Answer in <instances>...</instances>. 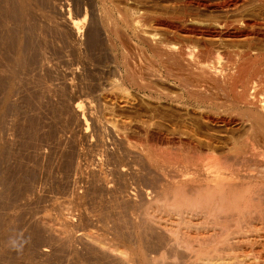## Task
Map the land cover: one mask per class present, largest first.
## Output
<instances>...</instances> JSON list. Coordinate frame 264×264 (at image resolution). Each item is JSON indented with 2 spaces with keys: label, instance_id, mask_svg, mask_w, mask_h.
<instances>
[{
  "label": "rangeland",
  "instance_id": "1",
  "mask_svg": "<svg viewBox=\"0 0 264 264\" xmlns=\"http://www.w3.org/2000/svg\"><path fill=\"white\" fill-rule=\"evenodd\" d=\"M162 2L127 0L122 6L145 11L141 17L144 26L140 28L160 32V26L153 28L155 24L147 15L156 13L168 18L172 12L177 14L172 8L162 12L164 9L159 7ZM113 3L114 0H0V264H122L117 255L121 252L123 256L125 251L130 256L128 264H145L141 253L162 257V252L167 256L163 257L166 264H188V261L191 264L188 251L180 254L174 247L171 250V244H165L166 247L155 234L148 233L141 238L129 222L132 213L143 212L145 205L142 208L141 198L145 196L143 192L151 188L143 178L147 170L148 143L140 129L171 130L175 125L172 123L184 118L187 121L186 117L192 118L190 123L196 125L198 117L189 107L182 106L184 110L170 100H151L143 89L128 83L126 76L130 69L138 66V62L145 64L150 51L140 36H134L140 31L136 34L125 23L124 10H118ZM258 11L245 13L261 17ZM240 13L244 11L227 14L215 11L218 15L212 12L210 16L233 18ZM176 14L170 16L171 20H176ZM72 21L81 22L76 34L69 23ZM141 48L147 53L145 57ZM124 56L127 61L131 59L130 69ZM261 59L258 64H264L263 55ZM125 72L127 75H122ZM248 72L251 73L247 70L246 76L251 75ZM120 78L125 81L121 82ZM113 81L121 82L126 90L113 88L115 96L111 98L105 95L113 92ZM78 102L81 103L80 114L73 109ZM81 117L87 121V129ZM95 118L98 122L93 121ZM99 121L106 127L103 132L97 128L99 125L96 127L101 124ZM241 130L238 126L234 131V136L239 137L237 142L243 139ZM177 139L158 140L157 147L163 149L172 145V150L176 148L175 155L176 152L182 155ZM231 142L228 139L224 145L225 152ZM173 156L175 160L185 159ZM170 168L172 166L168 167V172ZM128 195L139 208L124 203ZM66 212L72 214V223L68 227L63 225L66 226L64 233L59 229L63 227L59 226V221L63 217L64 221ZM165 216L164 219L168 218ZM258 227L248 233L254 242L248 244L245 253L250 254L249 261L264 264V224ZM90 229L104 235L112 255L92 247L91 241L83 236ZM67 232L70 237L66 236ZM251 235L256 237L251 239Z\"/></svg>",
  "mask_w": 264,
  "mask_h": 264
},
{
  "label": "bare ground",
  "instance_id": "2",
  "mask_svg": "<svg viewBox=\"0 0 264 264\" xmlns=\"http://www.w3.org/2000/svg\"><path fill=\"white\" fill-rule=\"evenodd\" d=\"M124 1L127 0H114L113 6H118L120 11L124 10L125 23L130 26V29L132 27L135 33L141 32H139L140 35H133L140 36L150 53L148 51L147 62L145 64L143 61V63L138 62V66L134 64V69H130L132 65L129 61L131 59L127 61L124 56L125 63L128 62L127 66L131 72H127L128 75L126 72L122 75H127L128 83L132 82V85L135 84L143 89L149 99H165L166 102L170 100L176 105H181L180 108L182 106L189 107L198 117L196 122L193 121L196 125L190 123L192 118L186 117L187 121L184 118L179 123H172L175 125L171 127V130L140 129L143 130L142 133L149 148L145 147L148 150V153L145 150L147 170L146 174L142 176L145 177L151 188H147L148 190L143 192L145 198H141L143 200L142 208L144 205L145 208L142 209L143 212H140L142 214H134L135 212L132 213V216L128 214L131 216V221L128 222L131 223L135 234L140 235L141 238L142 235L148 233L155 234L164 245L171 244V250L174 247V250L180 251V254L181 252L185 254L188 251L189 256L187 257L190 258L191 255V264H255L254 260L249 261L248 255L250 254L247 255L245 252L248 251V244L254 242L253 238L261 231L263 225L255 236H250L252 241L248 236L249 232L252 233L251 228L257 229L258 226L264 224V64H258L262 60V55L264 56V0H162L163 2L159 3V7L164 9L162 12L172 8V10L176 9L177 14L175 13V21L170 17L175 15L172 14L173 12L169 15L170 19L156 15L153 10L155 15L152 13L147 15L155 24L153 28L160 26L158 28L160 32L156 31L157 29L149 30V32H146L145 29V31L142 30L143 28L141 29L140 26L144 22L142 23L141 17L145 15V11L140 12L124 7V5L122 6ZM153 3L155 4L154 1ZM254 9L260 10L258 12H261V17L257 16V18L253 14H248L250 12L245 13V11ZM215 11L225 14L231 11H244V13L233 18H228L226 15L227 17L215 19V16L214 18H212L213 15L210 16V13L214 14ZM123 14L121 15L123 16ZM164 14L166 13L164 12ZM161 15L163 14L161 13ZM84 18H81L80 21H83ZM69 23H71L73 32L78 33L81 22L72 21ZM138 48L136 49L138 50ZM143 50H141L143 56H146L147 53L144 54ZM140 55L142 54L140 53ZM247 70H250L251 73H248L251 75H245ZM122 79L121 82L125 81ZM121 82L119 84V82L113 81L111 83L112 90L115 88L122 92L125 91L126 87ZM174 88L175 91L172 90ZM115 89L113 92H104L105 96L110 95L111 98L115 96ZM170 104L172 105V103ZM73 106L74 112L80 114L81 103H75ZM184 107L182 108L184 109ZM164 110L166 112V109ZM186 110L188 111V109ZM179 115L181 116V114ZM81 119L84 123L83 126L88 127L84 117ZM168 119L171 120V118ZM172 119L174 121L175 118ZM93 121L98 122L96 118ZM102 125L101 122L96 127L98 126L97 128L103 132L105 126ZM238 126L242 129L243 139L237 142L239 137L234 136V133ZM120 130L122 132L121 128ZM128 135H130L129 132ZM174 137L178 138L179 150L182 153V155L179 154L180 156L177 154L178 152L175 155L176 148L172 150L170 148L172 145L163 149L157 147L158 140L167 141ZM228 139L232 142L225 152L223 148ZM173 154L179 158L183 154L186 156H183L185 159L175 160L171 158ZM174 156L173 158H176ZM161 157L163 158L161 159ZM169 166H172L171 173L167 171ZM125 200L124 203L127 202L128 206L132 204L134 208L137 205L130 195L126 196ZM156 212L166 215L168 218L165 216L166 219H164L163 215L160 216ZM67 214L66 212L64 221V217L61 216V218L63 217L59 221L61 224L58 223L60 227L63 225L68 227L72 223V214L70 213L71 216ZM64 227L66 228L63 226L59 229L63 230ZM62 230L61 232L66 233ZM94 230L90 229L84 232L83 236L91 241L92 247L95 246L102 253L112 255L110 245L104 235L98 233L99 230L96 229L97 232ZM69 233L71 232L69 231ZM69 233L65 235L70 237ZM144 242L146 241L144 240ZM157 244L159 243L157 242ZM256 244L255 246L251 244V246L256 247ZM261 247L263 246L260 245ZM164 249L166 248L164 247ZM122 252L124 254L123 250ZM155 252L157 253V251ZM120 253L117 256L124 262L122 264H128L130 256L126 255L127 251L123 256ZM147 254L139 255L143 263L166 264L165 260L163 261L165 256L163 252L162 257ZM186 263L189 264V261Z\"/></svg>",
  "mask_w": 264,
  "mask_h": 264
}]
</instances>
